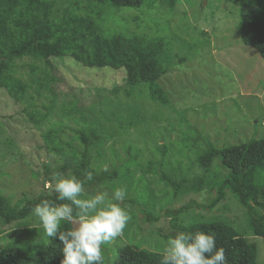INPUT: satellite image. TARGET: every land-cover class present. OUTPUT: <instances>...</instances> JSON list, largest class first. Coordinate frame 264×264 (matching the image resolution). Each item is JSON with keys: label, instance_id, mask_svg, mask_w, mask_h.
<instances>
[{"label": "rangeland", "instance_id": "obj_1", "mask_svg": "<svg viewBox=\"0 0 264 264\" xmlns=\"http://www.w3.org/2000/svg\"><path fill=\"white\" fill-rule=\"evenodd\" d=\"M56 1L60 9L69 0ZM241 2L176 0L170 9L159 0H148L139 9L122 7L116 11L101 7L99 23L106 32H137L164 36L170 41L176 54L174 63L158 79L168 103L147 100L144 86L129 90L123 70L88 68L69 56L52 58L51 74L56 78L58 96L54 112L45 121L30 120L26 105L16 103L0 89V194L14 203L23 196L51 193L48 182L43 183L44 165L48 169L58 167L63 155L48 153L42 134L49 128L60 129L63 140L69 139L75 135V119L84 116L112 133L111 139L100 147L99 157L92 151V167L99 171L105 165H116L118 177L109 184L111 191L126 186L127 196L137 203L134 208L124 204L131 218L122 236L103 245L104 264H113L116 250L125 244L162 252L167 239L177 232L176 224L213 217L227 219L246 235L248 242L256 246L258 263L264 264V238L247 233L246 213L230 192L220 199L213 190L181 194L171 208L191 200L204 207L187 209L172 222L170 216L162 215L173 196L172 189L151 172V168L162 163L163 170L186 171L191 176L189 184L200 176L196 147L181 140L191 134L190 126L218 148L264 137V60L241 41ZM27 62L26 58L18 60L22 66L19 72L25 77ZM41 101L48 100L37 98V107ZM64 102H73L71 116L64 113ZM29 109L37 112L33 107ZM102 188L95 189L103 191ZM91 196L84 192L81 198ZM138 205L150 214L149 221L140 226ZM154 215L161 216L153 220ZM32 223L28 228L3 233L0 250L21 231L27 236L34 233L36 238L43 237L38 218Z\"/></svg>", "mask_w": 264, "mask_h": 264}, {"label": "trees", "instance_id": "obj_2", "mask_svg": "<svg viewBox=\"0 0 264 264\" xmlns=\"http://www.w3.org/2000/svg\"><path fill=\"white\" fill-rule=\"evenodd\" d=\"M159 1L172 9L176 0ZM147 2L69 0L59 9L56 0H0V89H4L16 103L26 105L30 120L45 121L54 112L58 96L54 87L56 78L51 74V59L69 56L88 68L123 70L129 90L144 86L147 100L167 104L168 98L158 79L174 63L176 54L171 50L170 41L164 36L137 32H106L99 23L101 7H111L116 11L122 7L139 9ZM240 4L241 41L255 49L264 60V0H242ZM25 58L28 60L25 64L27 77L19 72L22 66L18 64V60ZM37 98L48 101H41L42 104L37 107ZM63 105L64 113L71 116L73 102H64ZM29 107L37 112L34 113ZM75 122L77 127L72 131L75 135L69 139L63 140L60 129L49 128L42 134L46 151L63 155V162L58 167L48 169L44 165L43 183L49 182L56 172L74 174L84 181L86 194L94 195L98 191L95 189L97 186L111 194L109 184L118 177L117 166H111L107 172L102 169L95 171L92 151L99 157L100 147L111 139L112 133L84 116L76 118ZM190 130L191 134L181 140L186 145L189 143L196 147L195 161L202 171L199 177L189 184L191 176L186 171L182 172L181 168L177 171L169 168L163 170L162 163L151 168L158 180L172 189L173 196L165 204L162 215L170 216V221L175 222L185 210L204 207L191 200L185 205L171 208L172 203L185 192L213 190L217 199L230 192L246 213L247 233L264 238V137L218 148L200 130L191 126ZM165 151L162 149L163 153ZM87 171L93 172L91 181L85 178ZM44 199L55 201L56 196L53 192H44L33 197L23 196L10 203L0 194V236L9 229L30 227L36 218L32 208ZM126 203L131 208L137 206L136 200L127 195L122 201L123 205ZM148 216L149 211L138 205V225L149 221ZM160 216L154 215L152 218L156 220ZM71 227V224L62 221L60 231L70 230ZM174 228L177 231L211 232L217 238V246L225 249L228 264H259L255 244L248 242L247 236L227 219L199 218L186 225L176 224ZM43 233L40 238H36L34 233L30 236L23 234V231L18 233L0 250V264H61L62 242L58 237L48 238L45 231ZM161 253L125 244L116 250L113 264H160Z\"/></svg>", "mask_w": 264, "mask_h": 264}, {"label": "clouds", "instance_id": "obj_3", "mask_svg": "<svg viewBox=\"0 0 264 264\" xmlns=\"http://www.w3.org/2000/svg\"><path fill=\"white\" fill-rule=\"evenodd\" d=\"M108 170L107 165L102 169ZM84 175L88 181L93 179L92 171ZM47 187L56 200H41L32 208V214L48 238L58 237L62 242L61 264H103V245L122 236L131 218L122 204L126 186L112 189L110 196L106 191H97L89 198H81L84 181L74 174L56 172ZM62 221L71 224V229L60 231ZM216 239L203 230L177 231L167 239L160 264H228L225 249L217 246Z\"/></svg>", "mask_w": 264, "mask_h": 264}, {"label": "water", "instance_id": "obj_4", "mask_svg": "<svg viewBox=\"0 0 264 264\" xmlns=\"http://www.w3.org/2000/svg\"><path fill=\"white\" fill-rule=\"evenodd\" d=\"M75 223H76V222H73V226H75ZM71 226H72V225H71Z\"/></svg>", "mask_w": 264, "mask_h": 264}]
</instances>
